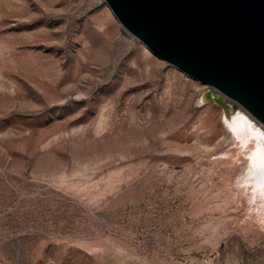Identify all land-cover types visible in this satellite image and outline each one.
Wrapping results in <instances>:
<instances>
[{"label": "rangeland", "instance_id": "374dc122", "mask_svg": "<svg viewBox=\"0 0 264 264\" xmlns=\"http://www.w3.org/2000/svg\"><path fill=\"white\" fill-rule=\"evenodd\" d=\"M239 113L105 0H0V264H264Z\"/></svg>", "mask_w": 264, "mask_h": 264}, {"label": "water", "instance_id": "95a60500", "mask_svg": "<svg viewBox=\"0 0 264 264\" xmlns=\"http://www.w3.org/2000/svg\"><path fill=\"white\" fill-rule=\"evenodd\" d=\"M155 56L264 125V0H105Z\"/></svg>", "mask_w": 264, "mask_h": 264}, {"label": "bare ground", "instance_id": "6f19581e", "mask_svg": "<svg viewBox=\"0 0 264 264\" xmlns=\"http://www.w3.org/2000/svg\"><path fill=\"white\" fill-rule=\"evenodd\" d=\"M250 117L252 119H255L253 116H250ZM231 122H232V125L234 126L235 132L239 133L240 131H245L247 136L251 133L252 136H255V138L258 140V142L255 140L258 144V145L255 144L256 143L255 142L254 143L256 145L255 147L253 145V141H249V142H252V145H253L252 146L251 144H249L252 146L250 149L253 151L252 154H249L251 155V158L249 157L251 159L249 160V162L251 161L253 163V166L251 163L250 164L253 167V172L255 173L256 187L259 188V191H261L262 195L264 196V132L261 129L256 128L253 122H251L248 117H246L244 114H241V113L235 116ZM241 133H244V132H241ZM238 136L241 138L240 135ZM245 137L246 136H244V139ZM244 139L242 141H244ZM247 143H245L246 146H247ZM250 149L248 150L249 152H250Z\"/></svg>", "mask_w": 264, "mask_h": 264}]
</instances>
